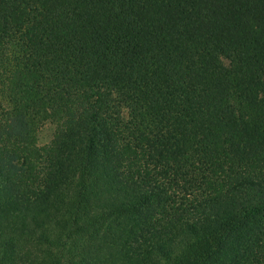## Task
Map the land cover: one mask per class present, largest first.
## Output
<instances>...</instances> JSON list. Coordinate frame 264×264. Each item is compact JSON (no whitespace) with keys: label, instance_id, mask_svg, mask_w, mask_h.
<instances>
[{"label":"trees","instance_id":"obj_1","mask_svg":"<svg viewBox=\"0 0 264 264\" xmlns=\"http://www.w3.org/2000/svg\"><path fill=\"white\" fill-rule=\"evenodd\" d=\"M0 88L3 260L264 264V0H0Z\"/></svg>","mask_w":264,"mask_h":264},{"label":"rangeland","instance_id":"obj_2","mask_svg":"<svg viewBox=\"0 0 264 264\" xmlns=\"http://www.w3.org/2000/svg\"><path fill=\"white\" fill-rule=\"evenodd\" d=\"M224 62L227 64L228 63V60H224ZM3 91H2V88H0V113L2 110H4L6 108V103H5V100H4V97H3ZM56 124H54L53 122L51 121H46L44 122L37 130V133H36V142H37V145L38 147L40 148H43V147H46L48 146L53 138H54V135H55V132H56ZM1 250H0V254H1ZM29 254H31V252H28ZM39 255L42 254V252H38ZM2 256L3 255H0V264H9L8 262L9 261H5L2 259ZM43 257V254L41 256V258Z\"/></svg>","mask_w":264,"mask_h":264}]
</instances>
